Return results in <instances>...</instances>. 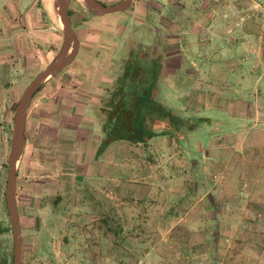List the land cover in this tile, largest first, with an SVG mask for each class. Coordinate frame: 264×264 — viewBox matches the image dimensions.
<instances>
[{
    "label": "rangeland",
    "instance_id": "374dc122",
    "mask_svg": "<svg viewBox=\"0 0 264 264\" xmlns=\"http://www.w3.org/2000/svg\"><path fill=\"white\" fill-rule=\"evenodd\" d=\"M81 2L70 1L73 23ZM159 2L148 6L150 39L140 41L173 58L157 98L184 127L146 145L112 143L114 169L73 185L57 204L31 199L20 185L22 264H264V46L259 62L242 60L252 48L242 42L264 39L263 0ZM53 17L61 25L54 8ZM63 42L42 50L0 45V257L9 264L4 189L15 109ZM257 89L254 110L245 104Z\"/></svg>",
    "mask_w": 264,
    "mask_h": 264
},
{
    "label": "crops",
    "instance_id": "0c3cea01",
    "mask_svg": "<svg viewBox=\"0 0 264 264\" xmlns=\"http://www.w3.org/2000/svg\"><path fill=\"white\" fill-rule=\"evenodd\" d=\"M98 1L111 5L121 0ZM151 1L160 3L159 0H135L124 12L102 16L92 13L81 2L75 23L68 3L67 13L78 39V51L69 65L49 77L32 95L25 118V143L16 170V204L20 185L34 192L31 199L44 197L49 201L55 197L57 204L59 196L72 189L73 185H83L81 182L87 179H94L97 183L104 169L108 172L114 169L116 158L112 151L115 145L110 144L100 156H96L101 129L95 108L115 79L127 37L134 34L141 45V36L145 34L149 38L150 29L146 23ZM54 3L55 0H0V42H3L0 45L37 46L42 50L59 44L64 34L53 17ZM112 15L114 17L107 18ZM144 44L154 46L150 40ZM243 44L252 48L242 60L259 62L264 39L253 36ZM50 53L51 49L42 53V60L50 57ZM176 56L175 59L182 60L181 54ZM170 58L173 59L165 55L163 63L166 64L161 70L163 76L164 69H169ZM254 68L253 72L259 73V68ZM175 72L172 70L167 74L174 73L175 77ZM159 93L160 89L156 88L154 95L157 100ZM253 94L254 103L245 105L257 110L261 108L258 89ZM239 101V109H243V100ZM241 116L248 118L249 115ZM252 117L255 118L256 114ZM106 159L108 161L103 162Z\"/></svg>",
    "mask_w": 264,
    "mask_h": 264
},
{
    "label": "trees",
    "instance_id": "16d2710c",
    "mask_svg": "<svg viewBox=\"0 0 264 264\" xmlns=\"http://www.w3.org/2000/svg\"><path fill=\"white\" fill-rule=\"evenodd\" d=\"M122 54L115 79L95 108L101 129L96 156L116 141L146 145L151 138L170 135L184 127L183 118L154 95L165 51H146L132 34L127 37ZM0 264H9L6 256L0 257Z\"/></svg>",
    "mask_w": 264,
    "mask_h": 264
},
{
    "label": "water",
    "instance_id": "95a60500",
    "mask_svg": "<svg viewBox=\"0 0 264 264\" xmlns=\"http://www.w3.org/2000/svg\"><path fill=\"white\" fill-rule=\"evenodd\" d=\"M92 13L96 15H108L128 10L135 0H121L118 3L105 5L98 0H82ZM69 0H55L54 9L59 19L64 34V42L57 55L29 82L23 90L16 105L13 122L12 140L10 143L6 184L4 197L9 213L11 233L13 237V263L22 264V239L21 227L16 204V170L25 143L24 127L27 109L34 92L49 77L61 71L71 63L78 51V39L72 30L71 21L67 14Z\"/></svg>",
    "mask_w": 264,
    "mask_h": 264
},
{
    "label": "flooded vegetation",
    "instance_id": "af4514ba",
    "mask_svg": "<svg viewBox=\"0 0 264 264\" xmlns=\"http://www.w3.org/2000/svg\"><path fill=\"white\" fill-rule=\"evenodd\" d=\"M70 1H71V0H69V2H70ZM69 2H68V3H69ZM67 7H68V5H67ZM67 14H68V13H67Z\"/></svg>",
    "mask_w": 264,
    "mask_h": 264
},
{
    "label": "built area",
    "instance_id": "2783aa9c",
    "mask_svg": "<svg viewBox=\"0 0 264 264\" xmlns=\"http://www.w3.org/2000/svg\"><path fill=\"white\" fill-rule=\"evenodd\" d=\"M262 1V0H261ZM263 3H264V0H263ZM264 6V5H263Z\"/></svg>",
    "mask_w": 264,
    "mask_h": 264
}]
</instances>
